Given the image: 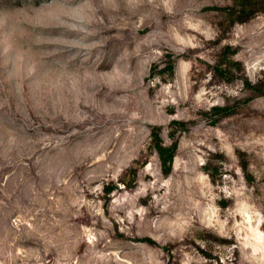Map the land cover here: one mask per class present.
Returning <instances> with one entry per match:
<instances>
[{"label":"rangeland","instance_id":"1","mask_svg":"<svg viewBox=\"0 0 264 264\" xmlns=\"http://www.w3.org/2000/svg\"><path fill=\"white\" fill-rule=\"evenodd\" d=\"M0 264H264V0H0Z\"/></svg>","mask_w":264,"mask_h":264},{"label":"trees","instance_id":"2","mask_svg":"<svg viewBox=\"0 0 264 264\" xmlns=\"http://www.w3.org/2000/svg\"><path fill=\"white\" fill-rule=\"evenodd\" d=\"M235 6L239 8V11H237L238 15H237V22H242V18H249V16L253 15V10L252 9H247V6L245 4L244 1H242V3H238L237 1H235ZM240 20V21H239ZM166 153V157L164 158V154ZM158 154L159 157L161 158L162 162L164 165H169L174 157V147L170 148V149H166V148H161L159 147L158 149Z\"/></svg>","mask_w":264,"mask_h":264}]
</instances>
